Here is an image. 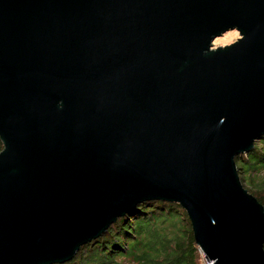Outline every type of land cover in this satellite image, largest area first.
<instances>
[{
  "label": "water",
  "instance_id": "95a60500",
  "mask_svg": "<svg viewBox=\"0 0 264 264\" xmlns=\"http://www.w3.org/2000/svg\"><path fill=\"white\" fill-rule=\"evenodd\" d=\"M261 135L264 0H0V264L68 262L150 200L213 264H264L235 164Z\"/></svg>",
  "mask_w": 264,
  "mask_h": 264
},
{
  "label": "trees",
  "instance_id": "16d2710c",
  "mask_svg": "<svg viewBox=\"0 0 264 264\" xmlns=\"http://www.w3.org/2000/svg\"><path fill=\"white\" fill-rule=\"evenodd\" d=\"M235 164L241 183L264 208V135L249 152L237 155ZM62 264H200V254L186 211L178 203L150 200Z\"/></svg>",
  "mask_w": 264,
  "mask_h": 264
},
{
  "label": "rangeland",
  "instance_id": "374dc122",
  "mask_svg": "<svg viewBox=\"0 0 264 264\" xmlns=\"http://www.w3.org/2000/svg\"><path fill=\"white\" fill-rule=\"evenodd\" d=\"M239 37L238 32L236 30H229L220 36H217L212 41V47L215 48L217 46H225L234 42Z\"/></svg>",
  "mask_w": 264,
  "mask_h": 264
},
{
  "label": "built area",
  "instance_id": "2783aa9c",
  "mask_svg": "<svg viewBox=\"0 0 264 264\" xmlns=\"http://www.w3.org/2000/svg\"><path fill=\"white\" fill-rule=\"evenodd\" d=\"M200 254V264H213V262L206 258L205 254L198 248Z\"/></svg>",
  "mask_w": 264,
  "mask_h": 264
},
{
  "label": "bare ground",
  "instance_id": "6f19581e",
  "mask_svg": "<svg viewBox=\"0 0 264 264\" xmlns=\"http://www.w3.org/2000/svg\"><path fill=\"white\" fill-rule=\"evenodd\" d=\"M199 248V247H198ZM200 249V248H199Z\"/></svg>",
  "mask_w": 264,
  "mask_h": 264
}]
</instances>
